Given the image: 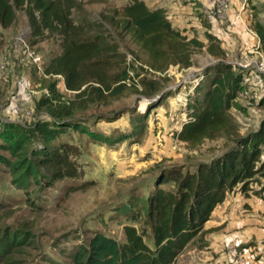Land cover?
Wrapping results in <instances>:
<instances>
[{
	"label": "rangeland",
	"instance_id": "obj_1",
	"mask_svg": "<svg viewBox=\"0 0 264 264\" xmlns=\"http://www.w3.org/2000/svg\"><path fill=\"white\" fill-rule=\"evenodd\" d=\"M125 1L78 0L79 11L72 16L75 21H99L101 12ZM259 28L254 30L261 46L245 60L236 59L228 46L233 36L227 34L224 52L210 55L206 47L217 45L207 33L199 35L207 39L206 46L193 49L192 65L186 69L172 66L163 74L153 73L129 58L136 80L151 83L147 92L139 88L109 105H74L71 117L64 118L59 110L68 106L73 94L65 90L61 76L47 72L60 52L59 37L44 33L32 40L22 10L13 25L0 27V240L25 237L7 258L0 257V264H69L74 248L95 233L123 242L126 224L147 229L145 240L150 243L142 220L153 178L170 169L192 171L196 163L220 156L241 141L249 148L255 141L262 144L264 74L259 69L264 63V33ZM127 45V40L119 41L126 53ZM226 66L232 74L223 93L232 105L227 111L232 133L187 146L177 133L198 109L202 89ZM59 143L77 149L76 178L47 187L41 184L45 174L40 170L22 185L26 174L18 170L20 163ZM131 206L141 212L139 222L128 217Z\"/></svg>",
	"mask_w": 264,
	"mask_h": 264
},
{
	"label": "trees",
	"instance_id": "obj_2",
	"mask_svg": "<svg viewBox=\"0 0 264 264\" xmlns=\"http://www.w3.org/2000/svg\"><path fill=\"white\" fill-rule=\"evenodd\" d=\"M19 10L26 15L32 40L44 33L59 37L60 52L50 60L47 72L61 76L65 90L73 94V99L66 102L68 106L59 110L64 118L71 117L74 105H109L125 94L138 92L139 88L147 92L151 83L136 80L129 58L140 67L163 74L172 66L189 68L193 49L204 47L197 39L187 38L172 28L161 9L149 10L139 0L111 7L94 22L84 17L73 19V12L79 11L78 0H0V27L13 25ZM123 40L132 46L127 45V53L119 46ZM209 40H212L210 36ZM206 50L213 56L220 53L213 45H208ZM230 69V66L218 69L210 85L202 89L198 109L177 133L180 142L196 147L219 134L232 133L227 112L232 105L226 102L223 93L224 82L232 74ZM260 133L264 139V124ZM260 141L250 148L241 141L220 156L196 163L192 171L170 169L157 175L151 181L150 194L147 189L145 220H142L149 228L150 243L145 240L147 229L138 231L126 224L123 242L95 233L86 243L74 248L69 264H175L229 193L236 191L245 197L254 195L264 199V181L261 182L264 162L260 160L264 141L262 144ZM77 155V149L69 143L35 151L31 159L20 163L18 170L23 169L26 174L20 182L25 184L28 175L40 170L45 174L41 184L47 187L64 178H76ZM168 183L165 189L160 187ZM255 183L259 188L254 189ZM133 208L130 207L128 217L139 222L141 212L132 211ZM21 238L14 241L12 235L10 240L1 239L0 257L7 258L25 241V237Z\"/></svg>",
	"mask_w": 264,
	"mask_h": 264
},
{
	"label": "crops",
	"instance_id": "obj_3",
	"mask_svg": "<svg viewBox=\"0 0 264 264\" xmlns=\"http://www.w3.org/2000/svg\"><path fill=\"white\" fill-rule=\"evenodd\" d=\"M139 1L149 10L161 9L172 28L187 34V38L197 39L204 47L207 39L204 42L199 35L202 38L204 33L213 35L210 36L221 54L226 46V34L233 36L228 46L237 55L236 59L253 57L249 53L261 46V37L254 27L260 26L264 33V0H244L245 8L240 0H228L223 17L212 14L209 0ZM193 30L197 37L192 35ZM253 186L259 188L257 183ZM175 264H264V199L254 195L245 197L236 191L229 193Z\"/></svg>",
	"mask_w": 264,
	"mask_h": 264
},
{
	"label": "built area",
	"instance_id": "obj_4",
	"mask_svg": "<svg viewBox=\"0 0 264 264\" xmlns=\"http://www.w3.org/2000/svg\"><path fill=\"white\" fill-rule=\"evenodd\" d=\"M209 2L211 5L213 15L217 17H223L225 15V12L228 8V0H209ZM240 2L243 4V8H245V1L240 0ZM259 70L264 74V63L262 64ZM260 160L264 162V143L263 145H261Z\"/></svg>",
	"mask_w": 264,
	"mask_h": 264
}]
</instances>
